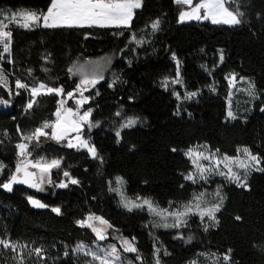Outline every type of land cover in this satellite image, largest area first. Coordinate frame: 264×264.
I'll return each instance as SVG.
<instances>
[{
	"label": "trees",
	"instance_id": "obj_1",
	"mask_svg": "<svg viewBox=\"0 0 264 264\" xmlns=\"http://www.w3.org/2000/svg\"><path fill=\"white\" fill-rule=\"evenodd\" d=\"M50 3L0 0V8L46 11ZM183 6L175 0H142L129 28L25 29L11 24L10 57L0 46L4 57L0 64L10 77L9 90L0 85V96L11 103L7 109L0 108V162L4 165L0 184L8 182L22 160L17 147L22 138L55 118L61 96L40 95L28 109L29 88L43 82L61 87L64 94L78 90L79 80L69 72L75 60L122 52L113 65L117 78L98 80L86 92L89 100L84 106L92 109L95 125L86 126L84 135L99 158L86 148H70L65 140L52 138L35 151L60 159L56 181L68 172L78 183L47 188L45 193L25 184H14L12 191L0 187V239L40 247L46 255L37 264L40 259L44 264H84L72 248L96 240L91 229L77 223L90 213L105 217L112 229L135 240L137 252H128L135 264H156L150 215L120 204L117 194L110 191L116 176L125 180L127 193L148 195L168 206L189 199L196 189L195 183L185 179L192 168L185 150L194 144L207 142L228 154L246 145L264 168V0H235L231 10L243 15L234 26L194 20L181 23ZM156 18L161 25L153 31L149 25ZM134 32H143L144 42L130 41ZM177 70L187 90H198L184 104L175 96L177 90L164 83L165 76ZM233 72L251 77L259 97L248 114L229 119V75ZM17 80L28 88H17ZM123 115H133L140 122L121 127L119 139L113 125ZM243 185H224L223 205L214 223L205 226L197 216L190 218L185 227L190 239L177 236L173 229L157 230L163 248L159 263L186 264L199 252L213 250L230 255V263L225 264H264V171L251 172ZM29 197L47 207L33 206ZM53 208H59L60 214ZM0 264H21V257L0 246ZM23 264L34 263L23 260Z\"/></svg>",
	"mask_w": 264,
	"mask_h": 264
},
{
	"label": "snow or ice",
	"instance_id": "obj_2",
	"mask_svg": "<svg viewBox=\"0 0 264 264\" xmlns=\"http://www.w3.org/2000/svg\"><path fill=\"white\" fill-rule=\"evenodd\" d=\"M178 5L187 6L188 10H182L179 14V21L181 23L185 21H200V20H210L213 24H225V25H239L241 23L240 16L243 15L242 12L231 10V4L235 3V0H198L194 4V0H175ZM142 7V0H51L50 6L46 12H33L22 10L18 13H13L10 22L16 23L19 27L29 29L33 26H43L48 28H57V27H124L129 28L131 22L135 15V10ZM159 20L152 23V30L155 31L158 29ZM8 26L4 24L3 20H0V44L3 45V52H9L11 46V31H5ZM133 40L135 36L133 35ZM141 43V41H136ZM3 54L0 53V59H3ZM175 59V57H173ZM223 57L221 56V60ZM179 64V62H177ZM73 75L80 74V69H69ZM103 77H100L102 79ZM235 76H233L229 83L234 86ZM98 82L96 78L89 79L86 76H82L80 85L77 86V89H80L81 85H95ZM173 83H180L179 80V70H177V78ZM0 85L7 87V77L5 76L3 70H0ZM165 86H167V79L165 80ZM16 87L21 89H27L28 85L16 81ZM254 87V85L252 86ZM33 100L30 101L27 105L28 109H31L36 103L35 97L40 95L47 94H57L60 95L63 93L62 88H52L48 87L44 83H40L38 86L31 87L29 89ZM19 94V93H17ZM249 94H252L251 92ZM74 93L69 92L67 96L72 98ZM196 93H189L188 96H195ZM83 97V92H81ZM179 98V94H177ZM187 98V97H186ZM87 97H83L80 100H76L78 106H82L87 102ZM0 103L7 104L8 101L0 100ZM66 101L61 100L59 102L60 107L57 109L55 115L57 117L54 123L46 122L42 128H37L32 134V137H27L26 139L31 140L33 137L38 141L41 136H48L49 133L45 132L44 129L51 128V138L57 140L58 142L64 140L68 137L69 133L75 132L78 135L75 137L77 143L73 144L71 140L68 141V147H80L86 148L88 152L92 155L93 158H99L97 151L94 146H90L87 140H84L80 137L79 133L81 131V122L88 123L89 117L91 116V109L85 111L82 115L79 113V108L74 110L71 107L65 108ZM264 110V109H262ZM119 116L120 113L118 112ZM228 117L235 119L234 114L231 110L228 112ZM136 123L135 119L129 118L127 122L122 125V127H130ZM92 126L91 124L89 125ZM119 137V131L116 133ZM18 149L20 150V156H25L26 154L30 155L28 152V144H18ZM219 151V150H217ZM247 160H240L239 157H223L222 160H216V164L223 163L224 167L227 168V172L217 171L216 174L225 176L229 181L236 183L237 186H244L241 182V176L232 170V164L236 163L238 167L245 169L244 179L247 178V171L261 163L260 159L252 155L248 148L242 149ZM191 160L192 163L196 166V171L199 173L200 178H205V172H212L211 167L205 168L199 163L200 159L210 160L214 159L213 157L204 155L203 152H198L193 149H189L185 153ZM59 160H52L51 162H43V158L39 160H20L16 166L15 172L8 178L7 183L0 184V187L12 191L14 184H27L29 187L36 188L38 190H43L41 185L45 182V177H48L47 182L52 183L51 181V171L53 168L60 167ZM4 168V165L0 164V170ZM29 168L37 169V171H29ZM258 171H264V168H256ZM22 174V175H20ZM64 176L68 177L69 173L64 172ZM186 180H190L193 183L196 182L193 174H189L185 177ZM71 183H78L77 180L71 179ZM124 181L121 177L116 178V184L123 185ZM59 187H67L66 184L61 183ZM110 191H117L120 193L122 200L124 201V207L128 208L129 211L132 208H143L147 206L148 210L156 216L167 217L171 216L174 218V223L164 224V227H179L182 224H185L186 221L183 220V217L188 216L189 214H198L201 219L207 217L209 220H216V213L220 211V204L214 205L211 208H201L200 201L202 200L203 193L194 195L193 200L196 203L190 201L188 204L184 205L183 211H172L169 212L168 209H159L157 206H154L152 201L144 199L142 203H135L133 201L127 200L124 197L123 193L120 192V188H111ZM217 196H220L219 190L216 193ZM221 203L223 197H220ZM30 203L35 207L44 208L47 205L41 203L39 200H35L32 197H29ZM53 212L60 214L59 208H53ZM239 219V217H237ZM98 222V223H97ZM81 227H87L95 234L97 241H104L107 239L106 228L111 227L108 224V221L104 220L102 217L90 215L84 220L77 221ZM0 246L3 248H10L13 251L16 250L17 246L12 244L7 240H0ZM87 246L80 244L77 245L76 251L84 252L86 256H90L92 261H98L99 264H118L121 261L120 252L117 249L115 244L108 245L107 248L97 247L96 250L86 249ZM121 247L124 252H136L137 249L128 239L122 241ZM36 255H40L42 250L36 248L33 250ZM67 254V253H66ZM225 261H228L230 257L225 255L223 257ZM92 261H89L88 264H92ZM21 264H23V257L21 256ZM159 264V261H157Z\"/></svg>",
	"mask_w": 264,
	"mask_h": 264
},
{
	"label": "rangeland",
	"instance_id": "obj_3",
	"mask_svg": "<svg viewBox=\"0 0 264 264\" xmlns=\"http://www.w3.org/2000/svg\"><path fill=\"white\" fill-rule=\"evenodd\" d=\"M196 2H198V0H194V4ZM22 10L33 11V12H37V13L47 11V10L46 11H38L36 9L25 7V6H20V7H16V8L2 7V8H0V20H3L4 24H6L8 26L5 29V31H10V26L12 23H14V22H10V18L12 16V14L18 13ZM182 10H188L187 6L184 5ZM157 20H159V26H158V28H159L161 25L160 18H156L153 21H151L149 26H151L152 23L157 21ZM194 21H196V20H194ZM200 21H210V20H200ZM14 24H16V23H14ZM146 33H149V32H146ZM141 34L142 35H137V33L134 32L130 37V41H134V42L141 41V43L144 42V39L147 36L144 35L143 32H141ZM133 35L135 36V40H133ZM0 46L3 49V45L0 44ZM3 53L5 56L10 57L11 46H10L9 52H3ZM118 56H122V52H118L116 54L113 52H105V53H102V54L97 55V56H91V57H85V58L77 59L70 65L69 69L71 68L75 71L78 68V69H80V74L73 75L71 72H70V74H71V76L76 77L79 80L78 84H80L82 76H86L89 79L96 78L97 80H101L100 77H103L102 79H104L105 77H110V81L113 82L117 78V72L113 68V65H114L115 59ZM0 70H3L5 76L7 77V87H4V86L3 87L6 90H9V88H10V77L1 64H0ZM233 76H235V81H234V86L230 85V90L228 93L227 116H228L229 110H231L235 117H240V116H244V115L248 114L250 112V110L253 108L255 101L259 97V90L256 87V85H255V83L251 77L246 76V75H238V74L233 72L229 75V81ZM176 78H177V71L174 73H172V72L168 73L164 78V83H165V80L167 79V84L174 87V89L177 90L176 91L177 93L175 94V96L178 98L177 94H179L178 100L182 104H184L185 102H189L193 98H195L198 90H195V91L194 90H191V91L187 90L185 88L183 82L180 79V74H179L180 83H173V81L176 80ZM41 83H43V82H41ZM39 84H37L36 86H38ZM45 85H47V84H45ZM253 85H254V87H252ZM47 86L52 87L49 85H47ZM83 86H86V85H83ZM52 88H54V87H52ZM59 88H61V87H59ZM193 92L196 93V95L189 97L188 94L193 93ZM250 92L252 94H249ZM29 93H30V91H29ZM72 93H74V95H73L74 101H70L71 98H69L66 93L64 94V91H63V93L60 94L61 98L59 99L58 102H60L61 100L66 101V103L64 105L65 108L71 107L74 110L79 108L80 115H82L88 109H91V108H85V106H84L85 103L82 105V109H81V106H78L76 104V100H80L83 97H87L88 98L87 101L89 100V96L86 94V92L83 93V97L81 96L80 90L72 91ZM33 99L34 98L30 93L29 102L32 101ZM0 100L8 101L3 96H0ZM73 102H75L76 105L73 104ZM83 106H84V108H83ZM9 107H11L10 101H8V103L6 105L0 103L1 109H7ZM59 107H60V104L58 103V108ZM56 111H55V113H56ZM129 118L135 119L136 123L140 122V119L133 116V115H123L120 120H118L117 122H114V125H113L114 129L116 131H119L120 128L122 127V125H124ZM228 118L232 119L230 117H228ZM56 119H57V117L55 115V118L51 121H48V123H54L56 121ZM90 124L92 125L91 127H93L95 125V122L92 120V109H91V116L89 117L88 123L81 122V131H80L79 135L82 139L87 140L90 146H94V144L91 143L90 140H88V138L84 135L85 134V127L86 126L90 127L89 126ZM42 127H43V125L41 127H38V128H42ZM35 130L30 135L23 137L22 140L18 143V144H21V143L28 144V150L30 151V157L25 159V160L35 161V160H39L40 158H43V162H51L52 160H59L60 161L59 158L48 157L43 153L35 154L36 149H38L42 145L43 141H47L51 138V131H52V130L49 131L47 129H44V131L49 133V135L39 137L38 141L34 137L31 140L26 139L27 137H32V134L35 132ZM77 135H78L77 133L71 132V133H69L68 137L64 140L66 142L71 140V142L73 144H76L77 141H76L75 137ZM118 138L119 139L121 138V133H120ZM77 148H80V147H77ZM244 148H248V147L246 145L239 146L236 154H228V153H223L221 151H217L218 149H214V148L210 147V145L207 142L197 143V144H194L191 147L187 148L185 150L186 153L188 152L189 149H193V150L198 151V152H203L204 155L210 156V158L213 157V155H214V159H210V160L200 159V161H199V163L201 165H203L205 168L211 167L213 169V171L212 172H205V174H204L205 178L202 179V178H200L199 173H197V171H196V166L192 163V168L187 172L186 176L189 174H193L194 178L196 179V182H195L196 189H195L193 195L187 200L174 201L171 204H169L168 206H162V205L157 204L155 201H153L152 197L148 196V195L144 196V195H135V194L127 193L126 188H125V180L121 176H116L111 180V188L119 187L120 192L123 193L124 197H126L127 200L133 201L135 203H142L144 199H148V200L152 201L154 206H157L159 209H168L169 212L183 211L184 210L183 206L188 204L190 201L194 205L196 203V201L193 200V197H194V195H198L200 193L204 194L202 197V200L200 201L201 208H211L214 205L220 204L221 205L220 209H221V207L223 205V201H224V185L226 183H231V181L226 179L225 176L216 174L217 171L227 172V168L224 167L223 163L216 164L215 161L216 160H222L223 157H225V156L233 157V158L239 157L240 160L246 161L247 158L242 151V149H244ZM41 152H43V151H41ZM250 152L252 153V155H255L258 157V155L254 154L251 150H250ZM191 162H192V160H191ZM0 164L3 165L2 162H0ZM256 168H261V163L247 171V178L251 172L256 170ZM29 169L38 172L37 169H33V168H29ZM57 169H59V168H53L51 171L50 176H51L52 183H48L47 182L48 177H45V182L41 185V188L43 190L42 191L39 190L40 192L45 193L47 188L53 189L56 186H59L61 183H64L68 186L71 183V179H75L70 174L68 177L64 176V174H63L62 180L56 181L55 172ZM2 170H0V173L2 172ZM232 170L234 172L238 173L241 176V182L243 184H246L247 178H246V180L244 179L245 169L240 168V167H238V165L236 163H233L232 164ZM117 177H121L123 179V181H124L123 185L118 186L116 184V178ZM218 190L220 192V196L216 195ZM114 192L117 194V196L119 198V202L123 206L124 201L122 200L120 193L117 191H114ZM221 196L223 197L222 203L220 200ZM32 198L35 199V197H32ZM35 200H38V199H35ZM137 209H139L143 212L145 211L150 215V224H151V228L153 230L152 236L154 238L155 246H156L155 247L156 248V261H155L156 264H157V261H159L158 253L163 249L162 245L158 239V235L155 234V232L157 230H165V229L171 230V229H173L176 231L177 236H181L185 240H188L191 238L192 235H191L190 231H187L185 229V227L187 225H189V221H190V218L192 216H197V218L200 220V222H202L205 226L210 225L216 221V220L215 221L209 220L207 217H204L203 219H201V217L198 214H189L188 216L182 218L183 220L186 221L185 224H182L179 227H164L163 226L164 224H169V225L173 224L174 218L171 216H167L165 218V217L153 215L148 210L147 206H144L143 208H137ZM217 213H216V219H217ZM90 215L99 216V217H102L104 220L108 221V219H106L105 217H103L101 215L94 214V213L87 214L84 218H82L80 220H84ZM108 224H110L109 221H108ZM106 235H107V239L104 241H97V239H96L94 242H91V243L79 242L77 245L83 244V245L87 246L85 250H87V249L96 250V248L98 246L102 247V248H107L108 245L115 244L117 246V249L119 250L120 256H121V261L118 262V264H135L134 260L132 258H130V255H128V252H124L123 248L121 247L122 241L124 239H128V240L132 241V243L136 247L135 240L127 238V237H123L118 231H116L114 228L112 229L111 227L106 228ZM0 240H2V239H0ZM4 240H7V239H4ZM7 241H10L12 244H15L17 246L15 251L18 252L20 257L22 256L23 260H25V261L37 264V260H39V257L41 256V258H43L46 255L45 253H43V251L41 252V254L39 256L35 254V252L33 251L34 249H36V248L41 249L38 246L33 247L31 244H27V243L14 242L11 240H7ZM77 245L72 248L74 255L80 256L83 259L84 264H88L89 261H92V258L90 256H86L84 254V252L76 251ZM136 252H130V253H136ZM225 255H228L230 257V255L227 253H219V252H216L213 250H205V251L199 252L195 257L191 258L186 264H225V263H230L229 262L230 259L228 261H225L223 259V257ZM40 264H44L43 262H41V259H40ZM92 264H99V262L98 261H92Z\"/></svg>",
	"mask_w": 264,
	"mask_h": 264
},
{
	"label": "water",
	"instance_id": "obj_4",
	"mask_svg": "<svg viewBox=\"0 0 264 264\" xmlns=\"http://www.w3.org/2000/svg\"><path fill=\"white\" fill-rule=\"evenodd\" d=\"M98 83V82H97ZM96 83V84H97ZM96 84L95 85H91V84H89V85H86V86H83V85H81L80 86V93L81 92H83V93H85V92H87L88 90H90V89H92V88H94L95 86H96ZM78 85H80V84H78ZM29 171H34V170H30L29 169ZM22 175V174H21ZM26 186H28L27 184H25ZM29 187V186H28Z\"/></svg>",
	"mask_w": 264,
	"mask_h": 264
},
{
	"label": "built area",
	"instance_id": "obj_5",
	"mask_svg": "<svg viewBox=\"0 0 264 264\" xmlns=\"http://www.w3.org/2000/svg\"><path fill=\"white\" fill-rule=\"evenodd\" d=\"M81 109H82V106H81ZM20 152V151H19ZM28 152L30 153V151L28 150ZM30 157V155H28V154H26L25 156H20V154H19V159H27V158H29Z\"/></svg>",
	"mask_w": 264,
	"mask_h": 264
}]
</instances>
